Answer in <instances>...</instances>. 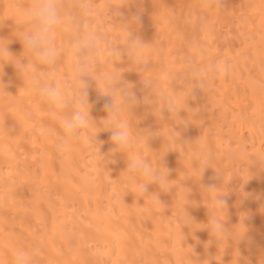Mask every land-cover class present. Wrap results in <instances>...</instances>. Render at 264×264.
<instances>
[{"label": "bare ground", "instance_id": "bare-ground-1", "mask_svg": "<svg viewBox=\"0 0 264 264\" xmlns=\"http://www.w3.org/2000/svg\"><path fill=\"white\" fill-rule=\"evenodd\" d=\"M109 3H123L122 15L107 19ZM95 4L97 15L86 18V26L102 28L118 47L125 36L120 24L138 17L131 30L145 44L149 64L140 71L127 56L97 59L99 73L117 75V86L130 87L142 101L131 114L120 113L132 144L111 155L105 168L89 137L95 135L108 155L116 147L109 131L87 128L63 152L55 147L47 130H60L59 117L28 83L29 75L48 69L26 72L19 64L25 10L0 9V48L11 41L9 51L17 56L3 53L0 60L20 67L19 73L5 64L2 79L12 95L0 93V264H16L21 255L29 264H264V170L248 159L264 154V93L251 85L253 78L264 79V0ZM66 38L58 31L57 45ZM188 58L200 66L221 58L233 71L211 77L205 93L194 88L186 106L190 88L174 74L186 70ZM70 75L63 57L48 79L63 82ZM144 79L161 92H175L177 120L155 102ZM103 88L102 77L89 81V111L98 126L108 116ZM140 131L155 133L148 146L135 136ZM163 144L170 148L164 157ZM135 156L153 169L163 157L171 188L150 184L145 195H151L144 196L136 179H126L127 161ZM246 166L253 171L237 173ZM217 195L226 201L219 212L211 203ZM217 218L224 234L207 228ZM233 232L243 237L234 239Z\"/></svg>", "mask_w": 264, "mask_h": 264}, {"label": "clouds", "instance_id": "clouds-1", "mask_svg": "<svg viewBox=\"0 0 264 264\" xmlns=\"http://www.w3.org/2000/svg\"><path fill=\"white\" fill-rule=\"evenodd\" d=\"M122 5L123 3L119 6H114L111 3L106 4L107 19L111 20L113 16L122 15L119 12ZM5 7L13 10H25L27 30L24 31L21 40L24 51L18 57L19 64L26 72L30 69H37L38 65H43L48 69V72L39 76L29 75L28 83L53 114L59 117L60 130L57 131L54 128L47 130L54 140L55 147L58 151L63 152L66 145L73 138H80L83 130L87 128L95 127L99 131H109L111 142L116 147L108 155L101 154L99 145L94 143L95 135L89 137L96 154L103 157L105 168L111 155H115L118 151H126L132 144L129 125L120 123V113L122 110H126L131 114L134 106L142 101L137 98L135 92L130 90V87L124 89L117 86L120 81L117 75L99 73L97 59L101 55L106 61L109 58L119 60L127 56L134 65L139 67L140 71H145L149 67L148 59L144 55L145 44L136 39L131 30V25L138 20V17L132 16L120 24L125 36L123 47H118L115 42L107 38V33L102 28L94 31L85 24L86 18L97 15L95 0H30L29 3H25L24 0H0V9ZM200 20L203 23L206 17L202 15ZM58 31H63L67 37L63 47L57 45ZM0 40L5 39L0 38ZM10 43L11 41L0 48V54L7 53L17 57L10 53L8 47ZM152 47L155 48L156 45L153 43ZM63 57L69 58L70 78L63 82L48 79L55 73ZM8 63L13 64L10 61L0 60V93L12 95L7 90L9 84L2 79L4 66ZM185 64L187 65L185 71L174 74L175 79L184 83L187 89L190 88L184 101L185 105L186 99L194 88L198 87L205 93L208 91L211 77L229 75L233 71L232 63L221 58H216L205 66L197 65L191 58H188L185 60ZM13 65L20 73V67ZM98 77H102L104 82L101 95L108 98V102L104 105L108 116L100 121L99 126L90 114L88 103L89 81H94ZM143 85L155 93V102L162 109L167 108L172 117L177 120L179 109L176 108L175 92L172 90L171 92H161L157 89L156 84L149 79H144ZM251 85L258 92L264 93V79L253 78ZM143 103H147V97L144 98ZM173 132L175 131L173 130ZM153 135L155 133L150 131H140L135 136L148 146L149 137ZM169 150L168 145H162L160 151L163 152V157ZM248 159L253 161L255 169L264 170V154L249 156ZM162 161L158 168L153 169L148 160L141 159L139 156L131 157L127 161L126 179H136L137 188L144 196L151 195H145L150 184L158 185L161 190H168L171 188L167 187L171 182L168 180L169 170L163 166ZM206 168L208 167H205L204 170ZM247 170L253 171V168L239 167L236 171L242 173ZM211 203L217 212L226 209L223 195L215 196L211 199ZM207 228L214 235L224 234L225 224L217 218L212 220ZM231 237L239 239L243 235L237 236L233 232ZM205 262L208 264V261H204V264ZM16 264H29V261L24 255H21L17 257Z\"/></svg>", "mask_w": 264, "mask_h": 264}]
</instances>
